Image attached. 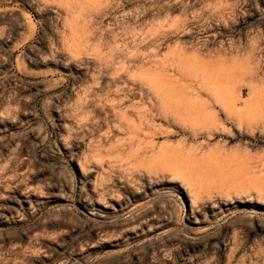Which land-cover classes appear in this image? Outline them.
Returning a JSON list of instances; mask_svg holds the SVG:
<instances>
[{"label":"rangeland","instance_id":"1","mask_svg":"<svg viewBox=\"0 0 264 264\" xmlns=\"http://www.w3.org/2000/svg\"><path fill=\"white\" fill-rule=\"evenodd\" d=\"M0 264H264V0H0Z\"/></svg>","mask_w":264,"mask_h":264}]
</instances>
